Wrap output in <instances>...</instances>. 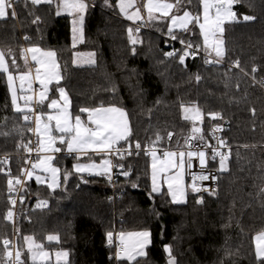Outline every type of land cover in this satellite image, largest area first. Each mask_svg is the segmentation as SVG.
<instances>
[{
    "label": "trees",
    "instance_id": "obj_1",
    "mask_svg": "<svg viewBox=\"0 0 264 264\" xmlns=\"http://www.w3.org/2000/svg\"><path fill=\"white\" fill-rule=\"evenodd\" d=\"M102 1L88 0L84 39L74 47L70 18L56 15L55 0L52 5L39 6L16 0V16L0 19V50L6 53L10 72L18 75L29 70V63L26 65L22 57L27 46L54 51L61 75L58 86L68 94L71 113L84 117L86 113L80 109L85 107L122 108L130 123L132 145L149 141L180 147L193 135L194 124L184 118L182 106L199 108V127L204 136L215 120L210 114L219 113L217 119L227 123L224 138L231 148L228 170L219 171L217 161L210 163L219 171L218 192L204 195L203 203H197V194L189 192L186 202L177 205L165 193L150 192L146 156L117 159L129 175L111 187L104 176L87 177L72 170L76 161H88L91 156L77 158L60 153L53 161L60 169V187L52 191L27 181L15 230L4 218L9 210V175L0 172V264H8L2 240L13 233L24 264H29L24 250V238L28 236L44 249L68 251V264H128L114 258L113 248L106 247L107 234L114 229L150 233L146 256L131 264H167L166 246L171 247L176 264H264L256 258L253 244L254 235L264 230V0H238L233 5L239 20L224 25L225 56L218 64L205 63L208 53L197 25L175 31L177 39L173 40L167 21L154 23L148 30L133 32V38L139 41L133 45L127 30H135V26ZM199 8L200 0H191L190 4L183 0L179 10L196 15ZM244 15L255 19L245 21ZM37 16L39 22L33 23ZM189 42L196 53L181 64L179 56ZM9 50L11 55H7ZM170 51L177 55L166 56ZM82 52L94 54L92 66L73 64V55ZM13 59L16 66H12ZM237 60L240 68L228 70V65ZM253 67L257 72H252ZM40 112H44L43 105H37ZM29 127L14 111L0 73V156L10 158L0 168L10 169L12 177L20 176L24 166L25 148L18 145L30 141ZM168 133H173L171 140ZM42 200L47 201L48 210L37 209ZM49 235H58L59 242L48 241Z\"/></svg>",
    "mask_w": 264,
    "mask_h": 264
},
{
    "label": "snow or ice",
    "instance_id": "obj_2",
    "mask_svg": "<svg viewBox=\"0 0 264 264\" xmlns=\"http://www.w3.org/2000/svg\"><path fill=\"white\" fill-rule=\"evenodd\" d=\"M15 0H0V19H6L11 15L12 17L16 16V12L13 10L9 13V9H12L13 3ZM29 2V0H26ZM203 13L202 21L201 15H193L190 11H183V15H174L173 9L179 10L183 0H175L174 3L168 2V0H146V3L143 5L144 9L147 12V21L160 18H170L171 25L168 28V33L173 40L177 39V36L174 34V29L179 28L181 30H189L190 24L198 25L201 35L203 36V46L204 50L208 52L209 56L212 53L215 54L213 59H206L205 63H221L225 56V47L223 34L225 31L224 25L226 23L238 22L237 15L233 11V5L238 2V0H200ZM31 5L39 6L41 4L52 5L54 0H30ZM188 3H191V0H188ZM119 10L126 19L136 23L138 21H144L145 17L141 15V8L137 7V0H119L117 5ZM89 5L86 0H56V15H61L62 12H66L68 15L77 17L78 19H73V43L75 44V34L77 32H82V26L84 22V13L87 11ZM130 9H134L129 11ZM154 13H159L160 15H154ZM255 19L253 16L244 15L243 20L250 21ZM40 17L37 16L32 21L33 23H38ZM128 34L130 42L135 45L139 41L136 38H133V32H139L140 28L137 27L135 30L133 28H128ZM27 39V37H25ZM181 43H185L181 40ZM193 45L189 42L185 46L183 54L179 56V61L181 64L185 62V57L188 55H195V53H190L188 49H191ZM134 51V49H133ZM31 54V60L37 65L35 67V76L33 77L31 68L28 71L19 73L18 75H13L10 72V65L6 60V53L3 50H0V73L7 74V83L11 94V103L14 107V111L20 113L23 121L27 123H35V128L29 127L28 131L33 132L38 137L43 133L42 139L38 138L37 147L35 151L37 153H49L43 157H39L38 161L31 164V170L23 169L21 171V176H26L28 179H31L37 169L43 173H50V177L42 178L41 175L36 174L35 180L38 184H47V187L52 191H55L56 188L60 187L59 182V173L60 169L52 165V160L54 156L51 153L60 152L62 149L57 147V143L60 145H65L66 150L69 154L77 153L87 155L89 151L100 154L101 152L111 155L116 154L121 156L124 155V152L127 151L128 155L132 154V144L129 142V137L131 136V127L128 121L127 113L120 107L117 106H100L94 108H81L80 112L87 113V121H82L79 115L75 117L72 116L69 105L70 100L68 94L63 87H58L57 91L59 93V99H51L47 104V107L51 110L46 116L43 112L37 113L35 111L36 105H44V102L49 99V86L55 81L59 85L61 77L55 69L58 67L55 61L56 53L54 51H43L38 46L29 47L23 50L22 57L25 61V64H28V54ZM11 55V50L7 53ZM168 57L176 56L175 51H170L165 53ZM91 62L94 63V60ZM12 66H16V60H12ZM233 67L240 68V61H234ZM43 69V71H42ZM258 69L256 67L252 68V72L255 73ZM243 71V69H241ZM247 74V73H245ZM197 81L200 77L196 76ZM19 80V92L22 95L18 96V89L16 81ZM37 81L40 85V91L37 93L33 92V81ZM31 92L32 94H28ZM19 99H23L24 105L21 106L18 103ZM183 107V111L186 114L185 119H192L193 121L201 120L202 113L199 108L196 107ZM253 115H255V110L253 109ZM187 113H193L190 117ZM213 119L219 118V113L210 114ZM43 122V124H42ZM54 122V124H53ZM222 131L220 126H217L212 129V135L217 139L219 145L218 148H212L211 159L216 160L219 158V171H227V162L230 159L231 149L229 148L228 152L220 151V148L227 147V142L219 137H216V133ZM193 135L189 138L191 140H200L205 144L206 148H211V145L207 144L205 137L202 134V129L193 124L192 128ZM199 134V135H197ZM2 135H8L7 133H2ZM173 133H168V138L171 139ZM161 137L157 134L156 140L159 141ZM127 143L126 149H121L118 147L121 142ZM188 141H186V144ZM31 141L28 144L21 143L18 147H24L26 150L31 153L33 148L30 146ZM189 149L192 148L191 144H188ZM135 148L139 150L141 148L140 143L137 141L135 143ZM153 157L152 164V191L159 192L160 188L157 185V166L155 163L156 153H151ZM164 156L168 158V164L172 167H178L179 172L176 175L169 177L168 179V191L171 194L173 203H183L185 196V189L182 184L183 170L185 166L191 167L192 160L198 158L199 165L201 169H205L208 164V154L204 150H188L187 152L181 151L179 153L173 151H165ZM178 156V163H176L173 158ZM187 157V159H185ZM9 157L5 156L3 160H0V165H7L9 162ZM100 167L102 170L99 172L92 173L90 170ZM111 161L104 160L101 166L96 164H77L75 165L76 172L89 171L90 174L95 175H107L108 179L111 180L112 176L109 174L111 171ZM120 168H123V165H119ZM0 172H4L6 175H9L7 181L8 191H16L15 186L23 187L24 182L21 180L20 176L11 177L10 169L7 171L5 168H0ZM122 175L128 176V171H123ZM67 176H65V179ZM193 183L191 184V190L193 192H209V194L214 195L215 190H210L209 188H201L196 182L197 181H207V180H216L217 177L211 174L193 175ZM50 181V182H49ZM86 182V181H85ZM133 187H136L133 184ZM264 191V189H261ZM23 198H21V202ZM10 202L13 206L17 203L15 199L10 198ZM197 203H203V197L197 200ZM37 208L47 207V201L42 200L37 205ZM14 212L12 209H9L4 217L8 221H13ZM127 237H137L138 239L133 244L126 243V234L121 232L119 234L120 248L116 253V258L120 260L127 261H136L137 257L146 256L145 248L149 243L150 233L147 231L138 232V233H128ZM25 242L27 244V251L30 253V258L33 261V264L39 260H48L50 258V253L45 251L42 244L37 243L33 237H25ZM58 235H49L47 236L48 241L59 242ZM107 239L109 245L113 243V233L109 232L107 234ZM257 245H256V258L261 262H264V232H261L257 235ZM4 246V254L6 260H11L13 258V251L9 247L12 245V241L5 238L2 240ZM15 247V245H12ZM165 251L168 253L169 261L168 264H176L175 258L172 255L171 247L166 246ZM22 252L20 250L15 251V262L16 264H24V261L21 259ZM57 264L62 260L64 264H68L69 252L68 251H57L55 253Z\"/></svg>",
    "mask_w": 264,
    "mask_h": 264
},
{
    "label": "built area",
    "instance_id": "obj_3",
    "mask_svg": "<svg viewBox=\"0 0 264 264\" xmlns=\"http://www.w3.org/2000/svg\"><path fill=\"white\" fill-rule=\"evenodd\" d=\"M29 2H30V0H29ZM14 4H15V2L13 3V7H12L11 10L14 9ZM134 26H135V29L137 27H139L140 30L141 29L148 30V27L145 26V25H134ZM184 50H185V48H184ZM188 51L190 53H196L193 50V48L188 49ZM182 54H183V52H182ZM188 56L189 57H192L193 55L190 54ZM204 58L206 60V59H213L214 57L212 55L209 56V54H205L204 55ZM232 65L233 64L228 65V70H238L239 69V68L233 67ZM251 81L255 85H257L258 87L262 88L261 85H259L258 83H256L254 80L251 79ZM262 90H263V93H264V89L263 88H262ZM39 91H40V86H38L36 83L33 82V92H35V93L38 94ZM28 94H32V93L29 92ZM21 103L24 104L23 99H21ZM35 111L37 112V105L35 106ZM33 124H34V122L27 123V125L31 126L32 128H33ZM217 126H220L222 128V131L217 132L215 134L216 137H219V138H221V139H223V140L226 141V139L224 138V133H225V130L227 129V123L224 122L223 120H220V119L219 120L218 119L212 120L210 122V124H209V129H208L207 135L206 136L203 135L205 137L206 143L209 144V145H211V148H206L205 147V144L203 142H201L198 139L197 140H191V139H189L190 137L187 138V139H185L184 142H183V144L180 147H177V148H173V147H169V146H160L156 142L146 141L143 144H140L141 145V148L139 150H137L135 148V144H133L132 145V149H131L132 154L131 155H128L127 151H125L123 157L137 156V155H143V156L148 157V153L150 151H153V152L157 153L159 155V157L162 158V157H164V152L165 151H179V152L184 151V152H187L188 150H204V151L207 152V154L209 156L207 167L205 169H201V167L199 165L198 158H194L192 160V166L190 168L188 167V170H187V184H188L189 187L191 186V184L193 183V179H192L193 175H200L202 172H203V174H206V175L207 174H211V175L216 176L217 179L214 180V181L211 180V179L210 180H207V181H197L196 183L201 188L207 187L210 190H213L214 189L215 190V193H217L218 190H219V183H218V180H219V171H218V169L213 168V167L210 166V163H212V162H216V161L219 162V158L218 157H217L216 160H212L211 159L212 148H218L219 147V145L217 143V139L215 137H213V135H212V129L215 128V127H217ZM168 140H171V139L168 138ZM30 141H31V145L30 146L33 148V152L29 153L26 150V148H25V151L23 153L24 166H23L22 170L23 169H28L29 170L31 168V164L32 163H35V161L37 160V158H39L42 155V152L41 153H37L35 151V149L37 147V141H38V139H36V137L33 135V132H31V139H30ZM186 141H188L187 144H186ZM188 144H191L192 145V148L191 149H189ZM118 147H120L122 150L123 149H126L127 148V143L124 144V145H118ZM229 148H230V146L228 145V142H227V147L220 148V151L227 153L228 150H229ZM108 156H109V160L111 161V164H112L111 172L109 173L112 176V179L109 180L107 175L104 176V179L112 187L118 181L122 180L125 177L124 175H122V172L125 171V170H124V168H120L119 167V164L116 162V160L119 159V158H121V156L116 155V154H111V155H108ZM4 157L5 156H0V160H3ZM9 161H10V159H9ZM2 173H4V172H2ZM20 177H21V180L24 182L23 187L15 186L16 187V191L11 192V193L8 192L9 209H12L13 212H14L13 221H11V222L9 221V224L12 227L13 230H15V228H16V222H17V218H18V215H19V207L22 204V202H24V200H25V198L23 196V190H24L25 184L27 182V177L26 176H21V172H20ZM9 178L10 177H8V179ZM8 179H7V181H8ZM194 193L197 194L196 201L199 200L204 195H211V194H209V192H204V191L194 192ZM10 198L11 199H15L17 201V203L15 204V206H13L11 204ZM21 198H23V201L22 202H21ZM108 201H111V198H108ZM48 208L49 207H48V203H47V207L37 208V209L39 211H44V210H48ZM118 222H120V219H118ZM121 232L122 231L120 229H114L112 231V233H113V243L111 245H109V243L107 242V244H106V247L113 248V250H114V258H116V253H117V251L120 248L119 234ZM8 239L10 241H12V245H15V247H12V245L9 246L11 248V250L13 251V258L11 260H6V261H7L8 264H16V262H15V251L17 249L16 233H13L12 236H11V238H8Z\"/></svg>",
    "mask_w": 264,
    "mask_h": 264
},
{
    "label": "rangeland",
    "instance_id": "obj_4",
    "mask_svg": "<svg viewBox=\"0 0 264 264\" xmlns=\"http://www.w3.org/2000/svg\"><path fill=\"white\" fill-rule=\"evenodd\" d=\"M168 2H172L173 3V1L172 0H168ZM118 3H119V0H117V2H116V5H118ZM146 3V0H143V3L142 4H140L141 5V9L143 10V12L147 15V12H146V10L144 9V7H143V5ZM117 8H118V10H119V7L117 6ZM132 10H134V9H130L129 11H132ZM120 11V10H119ZM185 11V10H184ZM202 13H203V7H202V4H201V2H200V8H199V13L198 14H200L201 15V21H202ZM123 14V13H122ZM173 14L174 15H183V11H178V10H176V9H173ZM154 15H157V16H159L160 14L159 13H154ZM73 19H78L77 17H74V16H70V24H71V36H72V39L74 38V34H73V31H72V28H73V23H72V21H73ZM164 19H165V21L167 20V30H168V28L170 27V25H171V20H170V18H167V17H164ZM238 19V18H237ZM126 20H128V19H126ZM239 20V19H238ZM128 22L129 23H133L132 21H129L128 20ZM141 21H138V23H140ZM190 25H192V24H190ZM189 25V26H190ZM197 27H198V25H197ZM198 29H199V27H198ZM83 31V30H82ZM178 32V31H182L181 29H179V28H176V29H174V32ZM199 31H200V29H199ZM200 34H201V32H200ZM82 35V32H77L76 34H75V41H76V39H78L80 36ZM202 36V35H201ZM73 41V40H72ZM204 44V42H203V36H202V45ZM29 47H33V45H30V46H27V48H29ZM41 49V48H40ZM203 49H204V46H203ZM41 50H43V51H49V50H44V49H41ZM205 52H207V51H205ZM208 53V52H207ZM76 54H80V55H77V56H87V54H90V52H82V53H75V55ZM82 54V55H81ZM91 54H93V53H91ZM214 56H215V54L214 53H212ZM75 55H73V56H75ZM85 57H73V64L75 65V66H92L94 63H95V60H94V63L93 62H91V63H88L87 64V59L85 58ZM81 59L83 60V62H81ZM55 61H56V58H55ZM28 63H29V65H30V68H31V71H32V75H33V77L35 76V67L37 66V65H35V63L31 60V54L29 53L28 54ZM56 64H57V62H56ZM42 71H43V69H42ZM55 71H57L58 73H59V75H60V72H59V69H58V67L55 69ZM3 75H4V78H5V80H6V83H7V74H5V73H2ZM15 76V75H14ZM60 77H61V75H60ZM34 83H36L38 86H40L39 85V83L37 82V81H33ZM16 85H17V89H19V80H17L16 81ZM55 86V87H54ZM7 87H8V83H7ZM52 87H54L55 88V90H56V94H55V96H53L52 95ZM59 86L55 83V81H53V83L49 86V94H48V96H49V99L48 100H46L44 103L46 104V107H47V104L50 102V100L51 99H59V93H58V91H57V88H58ZM8 90H9V87H8ZM9 94H10V90H9ZM20 95H22L21 93H19L18 94V96H20ZM52 95V96H51ZM10 98H11V94H10ZM20 100L21 99H19L18 100V103L20 104L21 102H20ZM21 106H23L24 104H20ZM105 107H108V106H105ZM14 108V107H13ZM69 110H70V107H69ZM51 112V110L47 107V109H46V111H44L43 113L45 114V120H46V116H47V114H49ZM71 112V111H70ZM72 114V113H71ZM187 115L188 116H192L193 115V113H187ZM72 116L73 117H75L76 115H73L72 114ZM80 116V115H79ZM81 117V119H82V121H87V117H88V114L86 113V115L84 116V117H82V116H80ZM191 121L192 122H194V123H197L198 124V127H199V124H200V120H196V121H193L192 119H191ZM42 124H43V122H42ZM53 124H54V122H53ZM33 128H35V123L33 124ZM33 135L36 137V139H38V138H40V139H42V138H44L43 137V133H41V135H40V137H38L36 134H34L33 133ZM57 147H60L62 150L60 151V152H57V153H51V155H53L54 156V159H55V156L57 155V154H60V153H65V155H73V156H75V157H77V158H81V157H83V156H99L100 158H99V161H95V160H90V161H76L73 165H72V170L75 172V173H77V174H80V175H89V176H93V175H95V174H90V172L89 171H84V172H76L75 171V165H77V164H83V165H87V164H96L97 166H101L102 165V163H103V161L104 160H109V156L107 155V154H105V153H103V152H101L100 154H97V153H95V152H92V151H89L88 152V154L87 155H83V154H77V153H71V154H69L68 152H67V150H66V146L65 145H60L59 143H57V145H56ZM153 151H150L149 153H148V159L149 160H152L153 159V157H152V155H151V153H152ZM49 153H44V152H42V155L40 156V157H43V156H45V155H48ZM157 155V154H156ZM207 158H209V156L207 157ZM54 159L52 160V165L54 166V167H56L54 164H53V161H54ZM186 159H187V157H186ZM38 161V158H37V160H36V162ZM30 170H31V168H30ZM102 169L100 168V167H97V168H95V169H92V170H90L92 173H95V172H99V171H101ZM111 172V171H110ZM36 174H39V175H41V177L42 178H45V177H50V173H43V172H40V170L39 169H37L36 170V172L34 173V175H33V177L31 178L36 184H38L37 182H36V180H35V175ZM27 180H29L28 178H27ZM50 182V181H49ZM38 185H46L47 186V184L45 183V184H38ZM256 237H257V235L255 236V245H257V239H256ZM17 250V249H16ZM24 250L26 251V253H27V260H28V262H29V264H33V261L31 260V258H30V253L27 251V244H26V242H24ZM45 251H48L49 253H50V258L48 259V260H37L36 262H35V264H46V263H52V264H57V260H56V256H55V253L57 252V251H61V250H49V249H44ZM64 251V250H63ZM64 262L61 260L60 262H59V264H63Z\"/></svg>",
    "mask_w": 264,
    "mask_h": 264
},
{
    "label": "crops",
    "instance_id": "obj_5",
    "mask_svg": "<svg viewBox=\"0 0 264 264\" xmlns=\"http://www.w3.org/2000/svg\"><path fill=\"white\" fill-rule=\"evenodd\" d=\"M56 1V0H55ZM173 3L175 2V0H172ZM86 2L88 3V0H86ZM105 5L107 6H111V8H113L114 12L120 17L122 18L123 20H125L126 22H128V20H126L125 16L118 10L117 8V5H116V2L117 0H103L102 1ZM143 3V0H137V7H140L141 8V5ZM178 11H181V10H178ZM85 14V13H84ZM141 15H143L145 17V20L144 21H141L140 23L136 22V23H130L131 25H145L147 27H150V25L154 24V23H158V22H161V21H165L164 18H160V19H154V20H151V21H147V15L143 12V10L141 9ZM59 16H66V17H69L71 15H68L66 12H62L61 15ZM167 21V20H166ZM71 23V22H70ZM129 23V22H128ZM83 25H84V22H83ZM82 30H83V26H82ZM70 36H71V24H70ZM84 39V31H82V35L76 39L75 41V44L73 43V39H72V36H71V44L72 46H77L78 44H80ZM207 53V52H206ZM75 55V54H74ZM77 55H80V54H76L75 56L73 57H85L87 59V64L88 63H91L92 60H95L94 58V54H87V56H77ZM82 55V54H81ZM212 56H214L212 54ZM84 58V59H85ZM81 62H83V60L81 59ZM82 67V66H80ZM44 107V111H46L47 107H46V104L44 103L43 105ZM173 152H177L179 153V151H173ZM65 154V153H64ZM157 154V153H156ZM67 156H69L67 154ZM84 157V156H83ZM99 156H92L91 159H89L88 161L90 160H95V161H99ZM178 156L173 158V160L178 163ZM186 159V157H185ZM36 162V161H35ZM155 163H156V166H157V185L158 187L160 188V191L159 192H153L152 191V186H153V181H152V172H153V169H152V164H153V159L152 160H149V180H150V192L153 194V195H160L162 193H165L168 198L170 199V201L172 202V197H171V194L169 193L168 191V179L169 177H172L174 175L177 174V172H179V168L178 167H172L171 165L168 164V158H166L165 156L164 157H159V155L157 154L156 155V160H155ZM30 170V169H29ZM187 170H188V167L187 165L185 166L184 170H183V176H182V184L184 186V189H185V196H184V202L183 203H173V204H177V205H181V204H184L186 202V198H187V194L189 192H193L191 190V188L188 186L187 184ZM84 176H87V177H93V176H99V175H93V176H89V175H84ZM100 176H105V175H100ZM59 182H60V174H59ZM32 179H29L27 181H30ZM46 186V185H45ZM51 190V189H50ZM138 232H143V231H132V232H124L126 234V243L128 244H133L135 243V241L138 239L137 237H127V234L128 233H138ZM148 232V231H147ZM261 232H264L261 231ZM259 232V233H261ZM259 233L255 234L254 237H253V244H254V251H255V255H256V243H255V236L258 235ZM150 241H151V237H149V243L147 244L146 248H145V252L147 250V248L150 246ZM18 250V249H17ZM145 257V256H144ZM143 257H137V260L138 259H141ZM125 262H127L128 264H131L132 262L134 261H127V260H124ZM168 261H169V258H168ZM168 261H167V264H168Z\"/></svg>",
    "mask_w": 264,
    "mask_h": 264
}]
</instances>
